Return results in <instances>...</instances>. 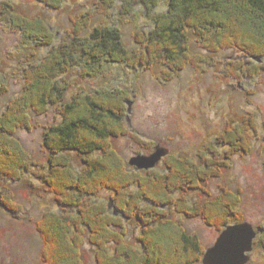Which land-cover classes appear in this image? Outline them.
I'll return each mask as SVG.
<instances>
[{"label": "trees", "instance_id": "trees-1", "mask_svg": "<svg viewBox=\"0 0 264 264\" xmlns=\"http://www.w3.org/2000/svg\"><path fill=\"white\" fill-rule=\"evenodd\" d=\"M36 1L57 9L65 0ZM160 1L127 0L126 12L135 5L150 10ZM153 21L143 50H127L118 29L100 26L85 38L76 37L80 31L75 30L76 36L61 46L32 54L22 67L21 92L0 113V206L12 214L20 211L9 184L26 182V175L40 182L61 207L48 210L36 223L43 241L42 264H86V241L95 248V264H199L205 248L182 221L173 219L171 208L219 231L244 223L240 192L222 189L212 196L205 188L221 177L235 155L250 152V133L235 121L202 144L199 163L170 153L162 169L137 171L112 146V139L127 136L143 143L127 128L125 91H78L63 100L72 86L65 75L74 66L84 76L92 75L101 62L125 64L131 70L158 68L168 81L188 65L202 62L192 51L193 41L213 53L233 48L245 53L243 64L228 63L235 77L264 70V64L249 67V58L264 62V0H168L167 11ZM0 24L37 48L53 42L44 18L29 17L8 0H0ZM50 108L61 120L46 127L42 144L48 155L43 163L30 156L16 132L32 130L31 114L45 115ZM71 154L81 163L79 170L73 168ZM26 183L39 189L30 180ZM103 191L111 193L117 215L95 199ZM190 192H202L207 199L192 201ZM133 223L140 231L130 242L126 225ZM255 243L264 248V234Z\"/></svg>", "mask_w": 264, "mask_h": 264}, {"label": "rangeland", "instance_id": "rangeland-1", "mask_svg": "<svg viewBox=\"0 0 264 264\" xmlns=\"http://www.w3.org/2000/svg\"><path fill=\"white\" fill-rule=\"evenodd\" d=\"M8 1L29 17L44 18L50 26L53 42L50 46L37 48L25 43L13 29L0 24V113L21 92L24 84L22 67L32 54L43 55L52 46H61L65 40L76 36L73 35L75 30L80 31L76 37L85 38L100 26L118 29L127 50H143L146 37L155 26L153 18L167 11L168 4V0H161L153 9L135 5L126 12L127 0H65L57 9L36 0ZM34 47L37 50H33ZM192 51L202 62H196L194 67L188 65L168 81L162 78L158 68L139 66L131 70L125 64L101 62L95 69L86 65L88 71L92 68L93 72L84 76L80 73L81 68L74 66L65 75L72 86L63 100H71L78 91H125L128 95L125 99L127 128L143 142L139 144L130 136L112 139V146L125 162L139 155H150L159 146L168 149L169 154L186 156L199 163L197 152L202 144L213 140L235 121L237 126L250 133V152L235 155L221 177L211 180L205 188L212 196L219 195L222 189L240 192L239 209L244 222L264 230V70L252 72V76L235 77L228 63L239 60L243 64L245 53L235 48L213 53L200 49L195 41ZM249 60L250 68L264 64L263 60ZM60 120L56 109L50 108L45 115L31 114L32 130L16 132V137L33 159L46 161L48 153L42 144L44 132L46 127ZM70 156L73 168L79 170L81 163L72 154ZM166 157L155 169L163 168ZM27 177L25 175L24 180H30L39 189L30 188L26 182L9 184L20 211L12 214L0 206V264H42L43 241L36 223L48 210L61 211L53 195L44 190L40 182ZM189 195L192 201L207 199L202 192H190ZM95 199L108 206L112 202L111 210L118 214L109 191L101 192ZM171 213L173 219L183 222L188 233L199 237L205 251L225 229L219 231L201 218L176 214L173 208ZM126 226V239L135 242L140 228L134 223ZM256 239L248 264H264L263 244L256 246ZM82 255L86 264H95V248L88 241Z\"/></svg>", "mask_w": 264, "mask_h": 264}, {"label": "water", "instance_id": "water-1", "mask_svg": "<svg viewBox=\"0 0 264 264\" xmlns=\"http://www.w3.org/2000/svg\"><path fill=\"white\" fill-rule=\"evenodd\" d=\"M168 154V149L158 146L152 154L139 155L131 158L127 163L137 171H148L155 169L162 158ZM111 206L112 202L108 206L109 209H111ZM263 232L262 228H254L246 222L225 227L214 245L206 249L201 264H248L250 253L253 250V242L258 234ZM225 233L231 234V240L227 244L222 245L221 240Z\"/></svg>", "mask_w": 264, "mask_h": 264}, {"label": "snow or ice", "instance_id": "snow-or-ice-1", "mask_svg": "<svg viewBox=\"0 0 264 264\" xmlns=\"http://www.w3.org/2000/svg\"><path fill=\"white\" fill-rule=\"evenodd\" d=\"M231 240V234L230 233H225L224 237L221 240V244L225 245Z\"/></svg>", "mask_w": 264, "mask_h": 264}]
</instances>
